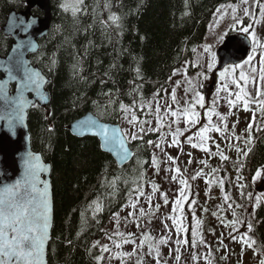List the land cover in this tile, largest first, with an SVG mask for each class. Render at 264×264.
I'll list each match as a JSON object with an SVG mask.
<instances>
[{
	"label": "trees",
	"instance_id": "1",
	"mask_svg": "<svg viewBox=\"0 0 264 264\" xmlns=\"http://www.w3.org/2000/svg\"><path fill=\"white\" fill-rule=\"evenodd\" d=\"M28 1L0 0V58L7 57L13 44L3 34L8 16L25 11ZM66 1L52 0L50 34L31 58L51 81L50 107L36 106L29 116L33 149L53 166L55 224L49 264H106L97 260L103 255L97 242L105 237L114 213L120 214L136 197L134 190L144 189L159 136L146 132L131 143L135 159L121 169L102 152L99 141L77 139L68 127L89 113L121 125V102H135L141 121H151L147 108L139 110L141 98L145 105L163 98L174 73L187 63L193 77L196 52L217 9L241 0H83L75 15L74 8L63 9ZM34 14L40 16L39 11ZM244 161L247 197L256 194L250 181L264 169V131L254 136ZM97 201L102 211L94 212ZM250 223L253 247L264 254V196Z\"/></svg>",
	"mask_w": 264,
	"mask_h": 264
},
{
	"label": "rangeland",
	"instance_id": "2",
	"mask_svg": "<svg viewBox=\"0 0 264 264\" xmlns=\"http://www.w3.org/2000/svg\"><path fill=\"white\" fill-rule=\"evenodd\" d=\"M78 5V0H67L62 6L64 9L66 7L78 8ZM227 6L228 5L222 7L220 12H217L209 23L208 36L204 43V45H211L216 54L230 33L240 32L239 26L236 31L230 30V26L234 24L235 21L232 19V9ZM233 6H238L236 15L243 21L242 26L251 24L252 28L250 31H255L257 40L260 43H264V18L260 16V9L257 7L255 0H249V4L247 5L240 2ZM245 8H248L252 12L253 16H255V21L251 17L244 15ZM39 13L40 17H43V14L41 12ZM222 13H227L223 16V19H221ZM225 30H228V35L223 41H220L219 36ZM204 45L200 47L196 53L194 76L189 77V64L184 65L183 68L180 71H177L172 77L170 87L165 92V96L160 99L156 98L150 103L152 104L153 109H155L156 103H159L161 106V115H164V112L166 111V104L175 110L177 104L173 103L171 98V94L175 91L179 106L181 108L184 107L185 101L193 98V89L187 82L191 79L193 84L198 87V90L205 97V109H199L197 107L200 122L189 129L183 119L181 120L179 127L184 130V135L179 137L181 147H169L167 143H165L162 151L154 146V156L159 161V172L157 173L155 166L152 164L147 174L148 180L143 189L145 195L139 197L137 209L143 207L146 211L151 213L154 211L155 205L159 204V211H156L154 215L150 214L144 217H139L137 212V218L136 220H133V218L129 216V212L132 211V209L127 206L119 214L120 220L118 229L116 217L113 218L105 229V237L97 243L100 244V246L107 245L110 249L109 252H103L106 264H122V261L116 259L115 256L120 252L131 253L134 249L136 250V255H133L130 258L126 257L123 264H137L138 257L143 258V264H156L153 256L147 255L149 252L148 245L150 243H156L164 234L165 228L163 220L172 213V209L175 207L174 200L178 198L179 191L181 190L179 177H177L176 180H173L172 177L175 173L168 171L170 167L174 168L176 166L168 161V156L176 158V164L181 168L183 177L188 180L190 185V196L185 204L182 205L184 209L183 223L185 227L189 228L187 238L191 243V233L193 230H196L202 234L205 243H199L200 236H197L195 247H191L190 244L181 245L179 253L181 259L177 261L175 258L177 253L172 251L175 247L174 241L177 237L174 232L169 233L172 236V240L168 245L160 246L161 257L166 261V264H259V261L264 259V254H256L251 248L242 244L239 239L233 240L231 238V236L239 237L243 233H247V235L251 237L250 234L252 231L250 233L247 231V224L251 222V219L256 214V208L261 204V198L264 196V185L262 182L264 172H262L259 178H255L254 174L252 181H250L256 194H251V199H249V196H244L246 186L241 189L239 185H245L246 177L245 174L242 173L246 166L245 161L243 162L245 156L236 151V146L247 151L248 148H251V144L254 143V136L258 134L259 131H264V114L259 110L258 104L252 102L248 105L249 110H245L242 101H238L235 107L231 109L229 108L227 99H225L226 93L224 91H218L223 83L219 79V74L217 75L216 83L213 84V74L216 72L219 65L218 55L216 67L211 73H207L209 78L207 80H204L203 77L197 79L198 73L207 71L205 65L209 56L203 51ZM262 52H264V50L257 49V54L251 61L252 66L257 68L260 67L259 61ZM197 64H199L200 67H197ZM241 70L242 69L239 68L236 70L235 75L237 77ZM185 71L186 76L184 74ZM243 71H248L247 65H245ZM243 83L244 82L241 81V84ZM257 86L264 87V85L260 84L258 77ZM228 87L232 92L238 91L235 85L231 84L230 78ZM186 89L188 90L187 94ZM246 90L251 93L252 97L256 96V86L249 84ZM213 98L218 100L216 111L227 116L226 123L228 127L225 133L227 139H225L224 135L221 133L209 132L207 135L211 137V139L207 141V146L211 149L212 155H208L199 148H192L185 137L190 135L195 137L198 130L207 124V108L211 106ZM231 99H235V97L233 96ZM260 99H264V97H261ZM165 119L168 118L165 117ZM212 122L214 124H221L216 116L213 117ZM249 124H252L250 133L246 131ZM121 126L124 133L129 134L127 138L128 141L133 143L135 140L131 139L130 135L131 132L136 129L128 122V117H124ZM145 127H158L153 116L151 124L145 125ZM172 127L174 129L176 125L173 124ZM167 131V128H162L161 132H153L159 136L157 142H159L160 136L167 133ZM236 137H240V139L237 140ZM249 137L251 138V143L246 146L245 141ZM167 139L170 141L171 136L169 135ZM216 144L220 145L219 151L229 157L227 161L221 160L219 155H216ZM189 153L191 155H189ZM201 160L207 161V165L200 163ZM213 169H219V171L213 173ZM198 172H203L207 175H201L196 179H192V177L196 176ZM237 176H241V180L237 181ZM220 179H223L224 181L223 187L218 183ZM209 180L212 182L209 183ZM152 183L159 186V190L155 193L152 192ZM258 190L261 191L258 192ZM162 193H167L168 195L169 202L167 206L164 205L161 195ZM149 194L151 195V207L146 200V197H148ZM225 194L230 196L228 201L224 200ZM135 200L136 197L129 203V205ZM191 201H195V203L193 204ZM245 202H247L246 207L243 205ZM229 205H231V207H229ZM237 205H240L241 207H237ZM193 208L195 209L194 213ZM204 208H207L208 211L204 212ZM233 211L236 212V216H233ZM247 211L249 216H247ZM214 212L218 213L219 216L223 218V223L217 218V216L213 215ZM124 217H128V219L125 220ZM237 217L244 222L243 226H237L238 231L231 226H226L228 221L236 219ZM197 219L201 221L199 229L196 227ZM137 221L140 224L139 227H137ZM167 223L171 226L170 220H168ZM117 232L124 233L125 236L129 233L135 234L131 238L136 241V244L122 243L121 237L116 234ZM149 234L154 239H144V237ZM109 236H111L112 239H109ZM220 240L223 241L222 245L218 243ZM117 243L121 244L120 248L116 247ZM140 244H143V248H137V245ZM193 257H198V262L193 259Z\"/></svg>",
	"mask_w": 264,
	"mask_h": 264
},
{
	"label": "snow or ice",
	"instance_id": "3",
	"mask_svg": "<svg viewBox=\"0 0 264 264\" xmlns=\"http://www.w3.org/2000/svg\"><path fill=\"white\" fill-rule=\"evenodd\" d=\"M79 4H83V0H78ZM242 4H249V0H241ZM257 7L260 9V16L264 18V3H261V0H255ZM227 7L232 9V19L235 21L234 24L230 26L231 31H236L239 26V31L242 33L247 34L246 38L250 39L251 41V55H248L246 59L243 60L242 63H233L230 60H225V65L222 67V70L219 71V79L223 82L221 88L218 91H224L226 93L225 99H227V103L229 108H233L236 106L238 101L243 102V106L245 110L248 109V105L250 102L257 103L259 106V110L262 114H264V99H260L264 97V87L257 86V77L261 85H264V52L261 53V59L259 61L260 67H254L251 64V61L254 59L255 55L257 54V49L264 50V43H260L256 38L255 31H250L252 25L249 24L247 26H242L243 21L238 18L236 15L238 11V6L228 5ZM79 9H73V15ZM217 12H220V9H217ZM227 13L221 14V19ZM244 15L251 17L255 21V16H253L252 12L248 9H244ZM110 19L116 21L119 19L117 16H111ZM211 29V26H210ZM228 35V30H225L220 36L219 40L223 41L225 37ZM195 51V49H193ZM204 53L208 54L209 59L206 63V72H200L197 75V79L199 77H203L204 80H207L209 77L207 73H211L213 69L217 65V54L213 51L211 45H204L203 48ZM55 64V60L52 61ZM245 65L248 66V71L245 72L243 69ZM200 67L199 64L196 65ZM242 69L237 77L235 75L237 69ZM139 71V70H137ZM175 74V73H174ZM186 76V71H185ZM235 85L238 91L232 92L228 87V82ZM9 79L14 80L16 79L15 76L12 75L11 69H9ZM241 81L244 83L241 84ZM188 84L193 89V98L191 100H186L184 107L179 106V101L176 98L175 91L171 94V98L173 103L177 104L175 110L172 109L171 106L165 105L166 111L164 115H161V106L159 103H156L155 109H153L152 104H147L143 102L141 98V103L139 105V110L143 112L145 108L152 114L155 118L158 127H149L146 128L145 125H150V120H143L141 121L140 117L137 115V105L135 102L131 105H126L123 102L119 104V110L123 115L128 117V122L135 127V131L131 132L130 138L133 140L136 139H143V135L146 132H161L162 128H167V133L160 136L159 142H155V148L161 149L163 151V145L167 143L169 147H181V141L179 137L184 135V130L179 127V123L183 119L186 126L190 129L192 126H195L200 122V116L197 112V107L199 109H205V97L201 92L198 90V87L193 84V81L189 79ZM47 83V81L42 77L39 72L32 71L27 67H24L23 76L20 80L19 91L20 95L16 98L15 101L12 103L15 105V111L17 113L16 119L20 122L24 120V109L27 105V101L25 99L24 93L25 92H34L40 99H44L41 88L42 86ZM251 84L256 86V96L252 97L251 93L247 91L248 85ZM186 89V94H187ZM0 95L7 97V92L5 90L4 85H0ZM110 95V94H109ZM159 92L156 93V96H159ZM235 97V99H231V97ZM112 101H110L111 103ZM218 100L213 98L211 106L207 108V124L202 126L197 134L194 136H187L188 143L191 145L192 148H199L201 151L205 152L208 155H212L211 149L207 146V141L211 139L207 134L209 132H218L224 135V138L227 139L225 135L227 130V116L220 114L216 111V105ZM35 106V105H33ZM218 117L221 124H214L213 117ZM167 117L168 119H165ZM11 124V120L9 121ZM173 124L176 127L173 129ZM82 127H89L90 129H98L95 134L100 135L103 138L104 147H106L109 151H116V154L120 157L122 161L127 160L130 156V152L126 147V139L128 138L129 134L124 133L122 130L118 128H109L105 125H97L96 121H88L85 122ZM252 124H249L248 131L251 132ZM171 136V140L168 141L167 137ZM237 140L240 137H236ZM149 145H152L153 141H148ZM251 143V138L249 137L246 139L245 144L246 146ZM216 155H219L221 160L227 161L229 159L228 156L224 155V153L220 152V145L216 144ZM236 151L238 153H242L245 158L248 155V152L251 151V148H248L247 151L244 149L239 148L236 146ZM189 155H191L189 153ZM168 161L176 165L174 168L170 167L168 171L174 172L172 179L176 180L179 177V184L181 185V190L179 191L178 198L174 200L175 207L172 209V213L163 220L164 223V234L158 239L156 243H150L148 245L149 252L147 255L153 256L156 261V264H166L161 257L160 246L161 245H168L169 242L172 240V236L169 233L174 232L176 235V239L174 241L175 247L172 251L177 253L176 260L179 261L181 259L180 253V246L181 245H189L191 247H195L197 243V236H200L199 243L203 244L205 241L203 240L202 234L198 231L193 230L191 233L192 240L191 243L187 238V233L189 232V228L185 227L183 223L184 218V209L182 205L188 200L190 196V185L188 180L185 179L181 173V168L176 164V158L172 156H168ZM200 163L207 165V161L201 160ZM152 164L155 166L157 173L159 172V161L155 156L152 158ZM44 170L43 166L39 163V157H34L31 153L25 159V172L23 180H17L11 186H6L2 191H0V264H45V244L49 238V227H50V214H51V205L48 198V187L45 185L43 190L38 187V184L42 183L39 180V172ZM219 171V169H213L212 172L215 173ZM264 172V169L257 170L255 173V178H259ZM206 176V173L198 172L196 176H193L192 179H196L199 176ZM237 181L241 180V176L236 177ZM212 181L209 180V183ZM221 187H223L224 181L220 179L218 181ZM241 189L245 187V185H239ZM152 192L155 193L159 190V186L155 183L151 185ZM136 192V200L133 201L128 207L132 209L129 212V216L136 220L137 212L139 217H144L146 215H154L156 211H159L160 205H155V209L153 212L146 211L143 207L137 209V203L139 201V197L145 195L142 188L139 186L134 190ZM162 199L164 201V205L167 206L169 200L167 193H162ZM230 196L227 194L224 195V200L228 201ZM251 199V196H249ZM147 203L151 207V195L149 194L146 197ZM191 203H195V201H191ZM231 207V205H229ZM237 207H241L237 205ZM102 211V205L99 201L96 202V206L94 208V212ZM204 212H207L208 209L204 208ZM195 209L193 208V213ZM214 216H217L218 219L221 220L223 223V218L219 216L218 213H213ZM117 221V229L119 227V213H114ZM233 216H236V212L233 211ZM125 220L128 217H124ZM171 221V226L167 223V221ZM243 221H241L238 217L231 221H228L226 226H231L233 229L238 231V225L243 226ZM140 224L137 221V227ZM201 226V221L199 219L196 220V227L199 229ZM247 231L250 233L252 231V224L249 222L247 224ZM122 239V243H132L136 244V241L131 237L135 234L129 233L125 236L124 233L117 232ZM214 234V233H213ZM231 236V233H230ZM233 240L239 239L242 244L246 247L251 248L256 254L259 252L253 247L256 243L254 239L249 237L247 233L241 234L239 237L231 236ZM109 239H112L109 236ZM146 240L154 239L151 235H146L144 237ZM98 243V242H97ZM219 244H223V241H218ZM95 247V245H94ZM101 252H109L110 249L107 245H102ZM117 248L121 247L120 243L116 244ZM210 247V246H209ZM137 248H143V244L137 245ZM136 255V250L134 249L133 252H120L118 253L115 258L120 259L122 264L125 258H130L131 256ZM193 259L197 260L198 257H193ZM97 260L102 262L104 260L103 255L98 256ZM137 264H143V258L138 257ZM259 264H264V259L259 261Z\"/></svg>",
	"mask_w": 264,
	"mask_h": 264
},
{
	"label": "water",
	"instance_id": "4",
	"mask_svg": "<svg viewBox=\"0 0 264 264\" xmlns=\"http://www.w3.org/2000/svg\"><path fill=\"white\" fill-rule=\"evenodd\" d=\"M35 10L41 12L43 17L35 16L33 14ZM53 22L52 0H30L26 11H13L8 16L7 23L3 28L4 36L13 41L12 48L7 57L0 58V85H4L7 92V97L0 95V191L6 186H11L17 180H23L25 159L29 153L34 157H39V163L44 170L39 172V180L42 183L38 184V187L43 190L47 185L51 205L49 238L45 244V264H49V249L55 224L53 166L45 161L42 154L35 152L33 149L29 116L36 106L47 109L51 105V95L48 90L51 81L38 67L33 65L31 57L39 54L41 50L40 43L50 34ZM248 55H251L250 39L246 38L245 35L232 34L218 51V71L222 70L226 59L233 63H242ZM24 67L39 72L47 83L40 90L44 99H40L34 92L24 93L28 103L23 113L25 118L23 122H20L16 119L17 113L12 102L20 95L19 86ZM9 69H11L12 75L16 79H9ZM10 120L11 124L9 123ZM93 120L96 121L97 125L118 128L123 131L120 125L103 122L93 113H89L72 123L68 127V131L73 137L80 140L95 139L99 141L102 152L109 155L119 168L123 169L130 165L135 159V154L128 140L126 139V147L130 152V156L127 160L122 161L116 151H109L104 147L103 138L95 134L98 129L82 127L85 122Z\"/></svg>",
	"mask_w": 264,
	"mask_h": 264
}]
</instances>
